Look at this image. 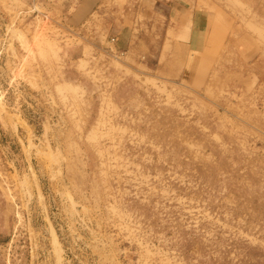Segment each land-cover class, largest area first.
I'll list each match as a JSON object with an SVG mask.
<instances>
[{"label":"rangeland","instance_id":"obj_1","mask_svg":"<svg viewBox=\"0 0 264 264\" xmlns=\"http://www.w3.org/2000/svg\"><path fill=\"white\" fill-rule=\"evenodd\" d=\"M0 264H264V0H0Z\"/></svg>","mask_w":264,"mask_h":264},{"label":"crops","instance_id":"obj_2","mask_svg":"<svg viewBox=\"0 0 264 264\" xmlns=\"http://www.w3.org/2000/svg\"><path fill=\"white\" fill-rule=\"evenodd\" d=\"M74 21H75V23L77 24V23H79V22H81L82 21V19H80V18H76V17H74V19H73Z\"/></svg>","mask_w":264,"mask_h":264}]
</instances>
